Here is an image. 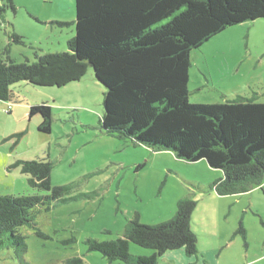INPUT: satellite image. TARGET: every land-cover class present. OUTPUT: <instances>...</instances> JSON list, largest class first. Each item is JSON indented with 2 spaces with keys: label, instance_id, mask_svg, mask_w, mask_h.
Listing matches in <instances>:
<instances>
[{
  "label": "rangeland",
  "instance_id": "rangeland-1",
  "mask_svg": "<svg viewBox=\"0 0 264 264\" xmlns=\"http://www.w3.org/2000/svg\"><path fill=\"white\" fill-rule=\"evenodd\" d=\"M13 2L15 13L6 10L0 18L4 58L32 64L36 55L67 51L66 42L74 36V0ZM13 33L21 43L11 40ZM190 59L191 103H221L236 94L264 103V18L227 28L193 50ZM12 91V102H0V195H49L29 186L28 177L12 167L16 160L47 158L54 163L51 188L70 187L49 210L33 209L43 238L27 226L19 229L26 264H67L75 258L82 264H123L88 251L85 241L121 238L135 217L145 225L169 221L185 197L196 202L190 225L197 254L171 251L158 264H264V179L245 194H207L204 188L219 171L205 160L185 162L169 151L102 133L105 89L90 68L79 82L61 88L17 83ZM35 104L51 108L49 134L38 131V115L29 117ZM129 254L148 258L153 251L130 243ZM0 264H19L12 248L0 251Z\"/></svg>",
  "mask_w": 264,
  "mask_h": 264
},
{
  "label": "trees",
  "instance_id": "trees-1",
  "mask_svg": "<svg viewBox=\"0 0 264 264\" xmlns=\"http://www.w3.org/2000/svg\"><path fill=\"white\" fill-rule=\"evenodd\" d=\"M74 36L67 51L36 55V62L14 63L0 54V102H12V86L64 87L79 82L88 69L105 89L100 128L153 151H169L185 162L205 160L221 177L204 188L219 196L245 194L264 179V103L236 96L215 104L190 102V54L229 27L264 18V0H74ZM15 13L13 0H0V18ZM59 25H66L59 23ZM21 43L22 37L12 34ZM7 54V51H5ZM41 118L38 131L49 134L51 108L35 104L29 117ZM22 135L15 136L17 144ZM13 139V138H12ZM49 159L16 160L13 168L38 192L0 195V251L12 248L19 264L27 246L21 227L37 230L33 209L49 210L63 201L69 186L51 188ZM196 202L185 197L169 221L145 225L135 217L121 238L85 241L88 251L109 263L158 264L169 251L195 256L190 219ZM241 232V231H240ZM70 242V241H69ZM73 242V240L71 241ZM67 242H65L66 244ZM150 249L148 258L129 254V244ZM67 264H82L79 258Z\"/></svg>",
  "mask_w": 264,
  "mask_h": 264
},
{
  "label": "crops",
  "instance_id": "crops-1",
  "mask_svg": "<svg viewBox=\"0 0 264 264\" xmlns=\"http://www.w3.org/2000/svg\"><path fill=\"white\" fill-rule=\"evenodd\" d=\"M74 14H75V2H74ZM70 39H71V38H70ZM70 39H68V41H69ZM66 43H67V42H66ZM66 46H67V45H66ZM236 96H244V95L236 94ZM236 96H235V97H236ZM235 97H234V98H235ZM234 98H232V99H234ZM226 99H227V98H226ZM229 100H231V99H229ZM216 171H217V170H216ZM218 176H219V177H218L217 179H219V178L222 176L220 172H218ZM217 179H216V180H217ZM216 180H215V181H216ZM209 184H210V183H209ZM175 251H180L181 253H184L183 250H175ZM169 252H171V251H169ZM167 253H168V252H167ZM167 253H166V254H167ZM166 254H165V255H166ZM184 254H185V253H184ZM165 255H164V256H165ZM195 256H196V255H195ZM201 264H209V263H207V261L204 260V261L201 262Z\"/></svg>",
  "mask_w": 264,
  "mask_h": 264
}]
</instances>
